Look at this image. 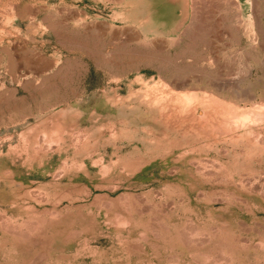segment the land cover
Masks as SVG:
<instances>
[{
  "label": "rangeland",
  "instance_id": "obj_1",
  "mask_svg": "<svg viewBox=\"0 0 264 264\" xmlns=\"http://www.w3.org/2000/svg\"><path fill=\"white\" fill-rule=\"evenodd\" d=\"M0 264H264V0H0Z\"/></svg>",
  "mask_w": 264,
  "mask_h": 264
},
{
  "label": "bare ground",
  "instance_id": "obj_2",
  "mask_svg": "<svg viewBox=\"0 0 264 264\" xmlns=\"http://www.w3.org/2000/svg\"><path fill=\"white\" fill-rule=\"evenodd\" d=\"M157 98H159V97L157 96ZM157 98H156V100H157ZM167 98L169 99V101L176 103L181 108H182L183 105L188 106V105H191L193 103L192 97L191 96H187V95H184L183 97H180V98H176V97H172V96L167 94Z\"/></svg>",
  "mask_w": 264,
  "mask_h": 264
}]
</instances>
